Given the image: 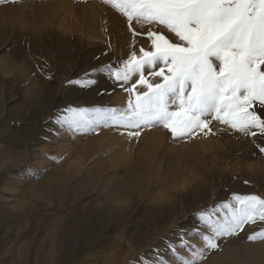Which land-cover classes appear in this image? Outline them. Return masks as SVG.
Listing matches in <instances>:
<instances>
[{
	"label": "rangeland",
	"instance_id": "1",
	"mask_svg": "<svg viewBox=\"0 0 264 264\" xmlns=\"http://www.w3.org/2000/svg\"><path fill=\"white\" fill-rule=\"evenodd\" d=\"M36 1L0 5V150L21 159L31 151L17 164H2L0 153V264H135L157 248L174 260L162 239L196 227L201 210L233 193L264 196L262 141L215 122L216 135L188 142L160 127L131 140L114 128L58 130L56 114L67 106L125 107L128 94L92 69L150 41L133 38L102 0H40L49 6L39 16ZM45 20V30L35 27ZM81 78L97 83L68 84ZM130 169L139 180L129 181ZM255 230L220 241L223 250L202 264H264V242L246 239Z\"/></svg>",
	"mask_w": 264,
	"mask_h": 264
},
{
	"label": "snow or ice",
	"instance_id": "2",
	"mask_svg": "<svg viewBox=\"0 0 264 264\" xmlns=\"http://www.w3.org/2000/svg\"><path fill=\"white\" fill-rule=\"evenodd\" d=\"M19 3L0 0L5 6ZM102 3L119 13L133 38L144 35L150 45L134 49L116 65L92 69L106 72L128 94L125 107L67 106L56 114L58 130L75 136L114 128L131 140L160 127L171 141L188 142L216 135L215 122L222 131L261 140L256 147L264 159V0ZM95 83L91 78L68 81L80 87ZM197 219L193 229H178L162 239L164 253L174 260L157 248L152 258L141 257L135 264H202L210 253L223 250L220 241L239 237L246 227H258L246 234L247 241L264 242V196L233 193L201 210Z\"/></svg>",
	"mask_w": 264,
	"mask_h": 264
},
{
	"label": "bare ground",
	"instance_id": "3",
	"mask_svg": "<svg viewBox=\"0 0 264 264\" xmlns=\"http://www.w3.org/2000/svg\"><path fill=\"white\" fill-rule=\"evenodd\" d=\"M52 2H53V1H52ZM29 3H30V2H29ZM32 3H33V2H32ZM25 4H26V3H25ZM28 5H29V4H28ZM35 5L38 7V12L36 13V8H35L36 6H35V7L33 8V9H35V12L33 11V12H34V15L37 14V15L39 16V15L42 14V13L44 14V12H45V5L48 7V6H49V3H46V2H44V1L37 0ZM9 7H12V6H9ZM15 10H17V9H15ZM19 11H20V10H19ZM86 11H87V10H86ZM85 15H86V14H85ZM85 15H84V16H85ZM88 15H89V14H88ZM16 16H17V14L13 13V16L10 15L9 18L12 19V21H14V20L16 19ZM84 16H83V17H84ZM6 17H7V16H6ZM40 17H41V16H40ZM85 17H86V16H85ZM85 17H84V18H85ZM88 17H89V16H88ZM97 20H98V19H97ZM86 23H87V22H86ZM89 23H90V22H89ZM89 23H88V24H89ZM96 24H97V23H96ZM39 26H40V27H44V30H45V29L47 28L46 20H45V22H43V23H40V22H39L37 25H35V27H39ZM32 134H33V133H32ZM31 136H32V135H31ZM31 138H32V137H31ZM127 141H128V140H127ZM27 147H28V146H27ZM3 149H4V148H3ZM3 149L0 150V153H1V152H4ZM25 151H26V152H25V154H24V156H23L22 159L19 157V156H21V155L17 154L16 152H15V153H14V152L11 153V152H8V151L4 152V153H6V154H5L4 157H3L4 160L2 159V160H3V161H2V164L5 163L6 161H13L14 163L17 164V163H20V162L22 163V160H28V159H30V157H31V153H30V152H31V151L29 150V148H28L27 150H25ZM40 152H41V153H40ZM34 153H35V154H33V155H34L33 158L36 157V155L39 154V153L42 154V151H38V150H37V152H34ZM0 162H1V161H0ZM130 170H131V169H130ZM136 171H137V170H136ZM137 176H138V175H136L135 171H132V170H131V171L128 173V175H127V177L129 178V181L133 180V182H134V179H135V180L138 179ZM139 176H141V175L139 174ZM139 176H138V177H139ZM124 180H125V179H124ZM138 180H139V179H138ZM138 180H137V181H138ZM145 181H146V180H145ZM133 182H131V183L133 184ZM140 182H141V181H140ZM124 183H125V182H124ZM128 183H129V182H126L127 185H130V184H128ZM137 183H138V182H136L135 184H137ZM132 184H131V185H132ZM132 186H133V185H132ZM136 186H138V185H136ZM125 187H126V185H125ZM130 187H131V186H130ZM130 187H129V188H130ZM133 187H134V186H133ZM127 188H128V186H127ZM131 189H132V188H131ZM129 190H130V189H129ZM129 190H127V191H129ZM127 191L125 190V192H127ZM122 192H123V191H122ZM130 192H131V190H130ZM171 258H172V257H171Z\"/></svg>",
	"mask_w": 264,
	"mask_h": 264
}]
</instances>
